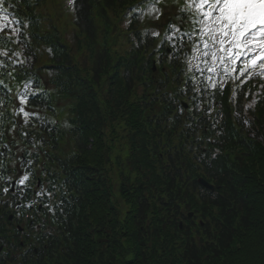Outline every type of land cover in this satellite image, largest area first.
<instances>
[{
    "label": "trees",
    "instance_id": "obj_1",
    "mask_svg": "<svg viewBox=\"0 0 264 264\" xmlns=\"http://www.w3.org/2000/svg\"><path fill=\"white\" fill-rule=\"evenodd\" d=\"M137 1L77 0L72 48L60 0H27L19 28L27 59L18 55L17 66L3 55L19 53L12 37L0 33V246L26 186L10 190L17 161L29 171L27 194L41 189L46 206L36 211L40 227L29 225L32 249L17 255L6 244L0 264H264V100L248 110V127L243 102L255 86L240 77L235 118L230 88L209 85L217 97L207 111L217 118L212 125L197 102L195 125L184 116L181 53L164 47L154 69L157 29L139 18L123 29ZM29 79L32 112L21 124L15 101Z\"/></svg>",
    "mask_w": 264,
    "mask_h": 264
},
{
    "label": "snow or ice",
    "instance_id": "obj_2",
    "mask_svg": "<svg viewBox=\"0 0 264 264\" xmlns=\"http://www.w3.org/2000/svg\"><path fill=\"white\" fill-rule=\"evenodd\" d=\"M4 3L0 0V31L13 23ZM183 10L191 13L199 37L194 48L209 73L215 74L219 66L234 78H264V0H185ZM208 79L212 81V76Z\"/></svg>",
    "mask_w": 264,
    "mask_h": 264
},
{
    "label": "rangeland",
    "instance_id": "obj_3",
    "mask_svg": "<svg viewBox=\"0 0 264 264\" xmlns=\"http://www.w3.org/2000/svg\"><path fill=\"white\" fill-rule=\"evenodd\" d=\"M166 16H167V17H171L170 12H167ZM201 58H202V57H201V54H200V53H199L198 55H196V57H195L196 60H199V59H201ZM262 88H263V90H264V84H263Z\"/></svg>",
    "mask_w": 264,
    "mask_h": 264
},
{
    "label": "water",
    "instance_id": "obj_4",
    "mask_svg": "<svg viewBox=\"0 0 264 264\" xmlns=\"http://www.w3.org/2000/svg\"><path fill=\"white\" fill-rule=\"evenodd\" d=\"M206 186H208L207 184H205Z\"/></svg>",
    "mask_w": 264,
    "mask_h": 264
}]
</instances>
